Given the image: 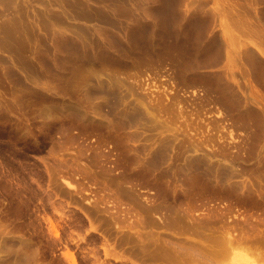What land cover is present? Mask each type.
Listing matches in <instances>:
<instances>
[{
  "label": "rangeland",
  "instance_id": "rangeland-1",
  "mask_svg": "<svg viewBox=\"0 0 264 264\" xmlns=\"http://www.w3.org/2000/svg\"><path fill=\"white\" fill-rule=\"evenodd\" d=\"M175 215L264 260V0H0V264H150Z\"/></svg>",
  "mask_w": 264,
  "mask_h": 264
},
{
  "label": "bare ground",
  "instance_id": "bare-ground-1",
  "mask_svg": "<svg viewBox=\"0 0 264 264\" xmlns=\"http://www.w3.org/2000/svg\"><path fill=\"white\" fill-rule=\"evenodd\" d=\"M167 218L162 217L158 222L164 226L163 230L167 231L168 236L158 234L154 238V250L147 255L142 254L141 260L151 257L152 261H148L150 264H219L217 256L225 253L226 246L230 247L237 239L228 227L222 233L216 229L213 230L217 232H206L209 228L207 223L196 222L186 216ZM69 255L70 264H76L72 254Z\"/></svg>",
  "mask_w": 264,
  "mask_h": 264
},
{
  "label": "clouds",
  "instance_id": "clouds-1",
  "mask_svg": "<svg viewBox=\"0 0 264 264\" xmlns=\"http://www.w3.org/2000/svg\"><path fill=\"white\" fill-rule=\"evenodd\" d=\"M246 255H247L246 264H264V260H262L259 255L253 252H247Z\"/></svg>",
  "mask_w": 264,
  "mask_h": 264
}]
</instances>
